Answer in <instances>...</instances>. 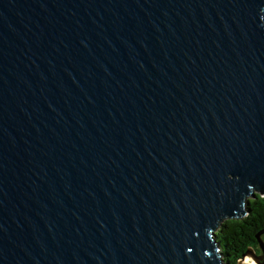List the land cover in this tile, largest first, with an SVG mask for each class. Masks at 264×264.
Here are the masks:
<instances>
[{"label":"water","instance_id":"water-1","mask_svg":"<svg viewBox=\"0 0 264 264\" xmlns=\"http://www.w3.org/2000/svg\"><path fill=\"white\" fill-rule=\"evenodd\" d=\"M255 194L264 0H0V264H225Z\"/></svg>","mask_w":264,"mask_h":264},{"label":"trees","instance_id":"trees-1","mask_svg":"<svg viewBox=\"0 0 264 264\" xmlns=\"http://www.w3.org/2000/svg\"><path fill=\"white\" fill-rule=\"evenodd\" d=\"M245 203V215L240 220H221L213 231L219 259L225 264H235L246 249L260 255L255 235L264 230V197L254 195ZM264 244V233L259 235Z\"/></svg>","mask_w":264,"mask_h":264},{"label":"bare ground","instance_id":"bare-ground-1","mask_svg":"<svg viewBox=\"0 0 264 264\" xmlns=\"http://www.w3.org/2000/svg\"><path fill=\"white\" fill-rule=\"evenodd\" d=\"M244 262L247 264H254L253 262H251L250 260H248L247 258H244Z\"/></svg>","mask_w":264,"mask_h":264}]
</instances>
